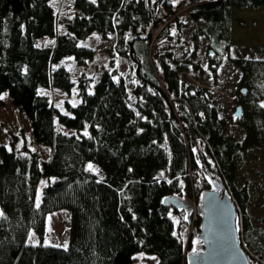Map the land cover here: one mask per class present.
I'll use <instances>...</instances> for the list:
<instances>
[{"label":"trees","instance_id":"obj_1","mask_svg":"<svg viewBox=\"0 0 264 264\" xmlns=\"http://www.w3.org/2000/svg\"><path fill=\"white\" fill-rule=\"evenodd\" d=\"M52 2L0 0V108L7 92L31 121L36 140L51 148L41 162L26 141L18 149L0 146V264H136L138 253L153 254L158 264H187L172 217L180 209L165 202L198 200L209 187L198 151L232 194L251 262L264 264V228L250 213V186L237 182V157L264 144V57H229L241 72L242 115L235 117L245 135L239 140L227 132L214 93L180 74L200 66L159 62L151 29L138 35L159 24L150 0H74L76 13L61 34ZM172 6L167 1L169 11ZM262 7L264 0H202L190 15L203 23L196 33L223 54L235 10ZM95 31L103 39L117 34V52L135 63L132 88L113 60L97 80L85 74L74 80L61 64L73 56L87 65L95 50L80 41ZM44 37L56 43L38 46ZM217 53L207 66L213 75ZM54 88L68 94L77 89L78 103L66 100L60 110L46 94ZM62 209L70 212L65 247L45 242L48 216ZM32 232L38 243L28 242Z\"/></svg>","mask_w":264,"mask_h":264},{"label":"rangeland","instance_id":"obj_2","mask_svg":"<svg viewBox=\"0 0 264 264\" xmlns=\"http://www.w3.org/2000/svg\"><path fill=\"white\" fill-rule=\"evenodd\" d=\"M150 1L156 5L157 13H159V24L151 28L149 33L152 41H155L151 49L157 50L158 61L172 63L173 60H177L198 64L200 67H189L180 74L185 80L206 86L214 93L221 114L227 121V132L242 140L245 130L237 123L235 117L236 109L240 105L238 96L241 88L239 85L241 72L229 57H264V7L256 10H235L229 46L223 54H220L210 47L209 40L204 35L196 33L203 23L194 20L190 13L202 0ZM167 1H171L173 4L172 11L167 9ZM52 3L57 14V33H65L67 31L66 21L76 13L74 0H53ZM55 43L56 39L50 37L40 38L37 41V45L41 47L52 46ZM80 44L92 47L95 50V55L84 66L78 65L73 56H68L61 62L68 68L74 80L81 74L97 80L104 68L109 67L113 60L119 72L130 77L129 87H133L135 63L117 52L118 37L116 33H113L110 38L103 39L95 31L88 38L80 41ZM170 52L172 55H169ZM216 53L221 57L220 66L217 74L213 75L211 71L207 70V66L210 56H216ZM172 64L174 67H179V64ZM46 94L49 96V101L62 111H64L66 100L73 104L79 101L77 89L68 94L54 88L46 91ZM2 98L5 105L0 108V146L18 149L26 141L32 151L40 153L41 162L48 160L51 148L36 140L29 118L20 107L13 105L7 92L3 93ZM57 129L66 133L73 132V129L59 124H57ZM202 177L197 176L196 178L200 187L203 185ZM246 181L250 186L252 196L249 210L253 221L257 227L264 228V144L249 148L237 157V182L241 185ZM46 184L47 179L43 178L38 189L39 197H41L42 189ZM194 197L192 196L191 200L182 199L192 209L189 216L192 223H189L187 211L184 208L180 209V212H172L177 232L181 235L187 252L201 246V243H193V247L190 248L192 227L199 225V216L196 213L198 200H195ZM69 236L70 212L62 209L51 213L47 219L45 242L65 247L68 245ZM38 241V237L32 232L28 242L38 243ZM135 257L136 264H158L157 258L153 254L138 253ZM252 264H254L253 261Z\"/></svg>","mask_w":264,"mask_h":264},{"label":"water","instance_id":"obj_3","mask_svg":"<svg viewBox=\"0 0 264 264\" xmlns=\"http://www.w3.org/2000/svg\"><path fill=\"white\" fill-rule=\"evenodd\" d=\"M151 27L138 35L149 31ZM133 38L135 35L128 39L129 45ZM130 56L133 58L132 49H130ZM235 115L237 117L242 115L241 106L237 107ZM198 153L200 171L209 187L199 194L196 213L200 220L198 226L192 227L191 234L192 242L201 243V246L192 248L186 253V263L252 264L242 244L240 215L232 194L222 177L214 173L199 151ZM165 203L178 209L184 208L187 211L189 223H192L189 217L192 209L185 202L176 197H170Z\"/></svg>","mask_w":264,"mask_h":264},{"label":"bare ground","instance_id":"obj_4","mask_svg":"<svg viewBox=\"0 0 264 264\" xmlns=\"http://www.w3.org/2000/svg\"><path fill=\"white\" fill-rule=\"evenodd\" d=\"M52 103V102H51ZM53 104V103H52Z\"/></svg>","mask_w":264,"mask_h":264}]
</instances>
